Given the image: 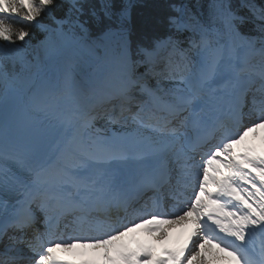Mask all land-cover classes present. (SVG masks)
<instances>
[{
	"label": "snow or ice",
	"instance_id": "snow-or-ice-1",
	"mask_svg": "<svg viewBox=\"0 0 264 264\" xmlns=\"http://www.w3.org/2000/svg\"><path fill=\"white\" fill-rule=\"evenodd\" d=\"M136 7L0 0V264H264V0ZM66 49L83 85L46 78Z\"/></svg>",
	"mask_w": 264,
	"mask_h": 264
},
{
	"label": "bare ground",
	"instance_id": "bare-ground-1",
	"mask_svg": "<svg viewBox=\"0 0 264 264\" xmlns=\"http://www.w3.org/2000/svg\"><path fill=\"white\" fill-rule=\"evenodd\" d=\"M54 57L58 58V62H56L55 66L53 67L54 71L58 70L57 71V78H58L57 87L63 88L65 86V81L68 77H73L75 81L83 85V82L81 83L80 79H82L83 71H86V69H84V66H83V60L87 59L86 54L78 53L73 49H66L63 52L53 54V56L49 60L46 61L45 69ZM92 79H93L92 82H94V78ZM178 232H179V229L174 230L171 233V236L178 234ZM149 239H150V236L147 237L146 240H149ZM62 255H64L69 260H75V261L80 260L79 255L75 253H62Z\"/></svg>",
	"mask_w": 264,
	"mask_h": 264
},
{
	"label": "trees",
	"instance_id": "trees-1",
	"mask_svg": "<svg viewBox=\"0 0 264 264\" xmlns=\"http://www.w3.org/2000/svg\"><path fill=\"white\" fill-rule=\"evenodd\" d=\"M168 2L169 0H136L137 7L134 10L136 22L139 24L144 21L163 19L167 13ZM36 36L40 38L42 34L36 33Z\"/></svg>",
	"mask_w": 264,
	"mask_h": 264
},
{
	"label": "rangeland",
	"instance_id": "rangeland-1",
	"mask_svg": "<svg viewBox=\"0 0 264 264\" xmlns=\"http://www.w3.org/2000/svg\"><path fill=\"white\" fill-rule=\"evenodd\" d=\"M86 71L87 72H92L93 71V69L92 68H87L86 69ZM90 82V81H89ZM91 83H98V79L96 78V77H94V82H90V86H89V88L91 87ZM85 87H88V85L86 86L85 85ZM125 131H131V129H127V130H125ZM252 144V143H251ZM262 144V145H261ZM251 146V145H250ZM260 147L264 150V142H260ZM147 235V234H146Z\"/></svg>",
	"mask_w": 264,
	"mask_h": 264
}]
</instances>
